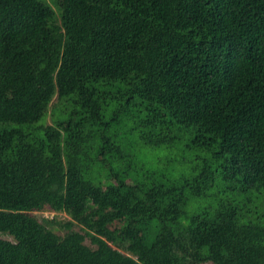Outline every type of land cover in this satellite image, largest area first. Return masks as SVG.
<instances>
[{
    "label": "trees",
    "instance_id": "obj_1",
    "mask_svg": "<svg viewBox=\"0 0 264 264\" xmlns=\"http://www.w3.org/2000/svg\"><path fill=\"white\" fill-rule=\"evenodd\" d=\"M52 3L0 0V264H264V0Z\"/></svg>",
    "mask_w": 264,
    "mask_h": 264
},
{
    "label": "rangeland",
    "instance_id": "obj_2",
    "mask_svg": "<svg viewBox=\"0 0 264 264\" xmlns=\"http://www.w3.org/2000/svg\"><path fill=\"white\" fill-rule=\"evenodd\" d=\"M46 2L55 10V6L52 3V0H46ZM54 102L55 99L52 101L50 108L52 107V104ZM58 111H60L59 107L56 108L54 113L57 115L59 113ZM50 123V118H46L45 124L47 125ZM143 149L147 152L152 151L150 148ZM155 151H157V149H155ZM156 159H160L161 163L160 161L159 163L162 165V168H166L167 170H169L168 172H172V168L176 169L177 166H179L176 164V161H178L179 163V161L181 160V158H179V154L176 152L175 149L161 152L156 156ZM221 189L222 186L220 183H214V185H210L208 190L204 193L202 199L197 202V205L210 211H215L218 207L217 204L220 200L230 199L229 195L226 196L225 194H219V191ZM236 200L242 207L240 213H242V215L246 219L254 220L259 217L262 219L261 223L264 226V191L260 194L254 193L253 195H248V197H236ZM33 215L37 218L39 222L42 220H52L53 223L49 226V229H51L58 236L62 237L65 235L66 230L64 228V224L70 221L74 223L72 229L74 231H80V225L73 219V217L69 213L65 212L62 208H57L56 210L44 209L40 212H34ZM3 238L10 240L9 237ZM85 245L93 248L88 240H85ZM171 255L173 257V264H192L173 249L171 250Z\"/></svg>",
    "mask_w": 264,
    "mask_h": 264
}]
</instances>
